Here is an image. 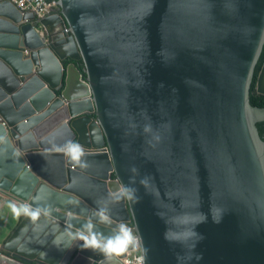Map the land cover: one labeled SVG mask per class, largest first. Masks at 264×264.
Instances as JSON below:
<instances>
[{
	"label": "water",
	"instance_id": "95a60500",
	"mask_svg": "<svg viewBox=\"0 0 264 264\" xmlns=\"http://www.w3.org/2000/svg\"><path fill=\"white\" fill-rule=\"evenodd\" d=\"M58 3L71 30L65 46L51 37L55 22L65 28L60 15L42 20L48 45L33 32L27 40L30 24L0 28L8 32L0 34V113L7 123L0 124V190L48 210L36 223L24 217L6 251L28 263L59 264L71 242L64 213L77 229L97 223L94 214L105 208L132 219L143 264H264V140L254 125L264 108L248 100L264 46V0ZM1 4L0 15L18 21L12 4ZM20 44L37 49L31 59L23 60ZM66 57L72 61L65 64ZM63 71V98L92 91L117 174L105 181L113 168L105 154L96 182L57 193L36 187L39 176L59 181L63 174L37 148L31 128L63 103L54 90ZM263 75L264 67L259 81ZM93 109L91 101L69 102L72 115ZM87 118L73 125L82 128ZM117 189L123 193L112 195ZM213 213H223L220 223ZM193 230L203 236L197 243Z\"/></svg>",
	"mask_w": 264,
	"mask_h": 264
},
{
	"label": "clouds",
	"instance_id": "9594fccd",
	"mask_svg": "<svg viewBox=\"0 0 264 264\" xmlns=\"http://www.w3.org/2000/svg\"><path fill=\"white\" fill-rule=\"evenodd\" d=\"M43 1L47 4H50L51 6L46 12L40 14L36 11L22 8L12 0H1L0 5H2V2H10L12 4V10H16L17 14L19 15V19L18 21H14L9 17L0 15V28H6L8 24H12L19 27L21 30L23 25L30 24L32 28L27 35V40H32L33 37L30 32H33L39 37L41 41H43L44 44L48 45L50 34L47 26L42 22V20L53 15H60L65 21V28L63 29L59 22H55L52 27L53 30L51 37L56 45L62 44L65 46L66 43L63 41V39L67 37V34L71 30L66 18L62 13V9L59 7L58 0ZM0 34H8V32L0 30ZM20 39L21 43L24 39L22 31H20ZM21 47H24L22 50L23 60L31 59V52H36L37 50L31 49L27 46ZM262 51L263 48L261 49L255 64L258 63ZM62 60L65 62V64L72 61L69 57H66ZM75 62L77 63L76 67L81 72V80H85V60L82 61L79 59V61ZM263 67L264 61L257 74L255 84L256 92L262 95H264V92L259 91V87L261 90H264V75L261 81H259V78ZM254 72L255 68L254 71H252L248 91V100L252 108H259L254 106L250 100V87ZM65 78L66 72L63 71L60 86L57 89H54L56 97L61 98L63 103H58L55 105L51 114L41 119L37 124L34 125L33 128H31L33 132L34 128H37L36 132H34V141L36 142L37 148L50 153L52 158L57 161L63 174V177L59 181H51L49 179H43L41 176H39L40 179L36 187L40 184H46L49 187L55 189L57 193L64 192L72 186L86 185L88 180L96 182L98 174L95 170L99 166V161H102L103 164H106L105 154H108L113 166V168L109 170V176L107 179H105V181L115 180L117 174L109 143L107 141L102 123L98 117V114L96 113L97 105L94 95H92V91L87 88H80L79 91H72L69 93L71 102L82 105L91 101L94 107V109L91 111H83L72 115L69 110L70 101L61 96L65 87ZM11 94L12 93H9L8 96ZM81 117L89 118L85 119L84 127L77 128L73 125V120ZM42 120L45 121V124L47 125L42 130H40V127L38 129V125ZM262 120H264V117L259 119L254 125L257 129L260 139L264 140L259 134L257 125L258 122ZM0 124L2 126H7L5 118L1 115V113ZM145 131H150V128L146 127ZM0 142H3V137H0ZM87 165H89V169L84 170L83 168H86ZM79 175L82 176L81 181H77L76 179V177ZM122 193V189L111 191V194L114 196H118V194L120 195ZM0 195L2 196V201H0V220H2V222H0V264H34L33 262L28 263L24 260H21V262L20 260L15 259L11 253L6 251V249L3 247V244L10 233L21 223L24 217L28 218L32 223H36L40 220L42 215L47 214L48 210L46 208H42L39 205L34 206L32 203H29L28 199L12 195L1 190ZM64 214L66 216L64 224L68 226L65 229V232L70 238L71 242L68 243L67 255L62 257V260L59 261V264H117L118 262L121 264V258L132 249L139 247L140 252L142 253L131 218L128 220H120L117 219L115 215H109L105 208H100L94 214V219L97 221V223L88 221L83 223L80 228L74 229L73 227L71 228L72 223L67 222V216L69 213ZM85 218L82 220H85ZM222 218L223 213L219 216V218L215 213L212 214V219L215 223H220ZM206 221L207 216L205 215L204 218L198 223H203ZM98 224L103 225L102 230H100ZM193 234L198 237L196 243L203 239V236L194 230ZM196 243L193 245V250L196 247ZM73 247H77V249L74 251ZM79 257H82V259H79ZM193 257L196 260H200L202 258L201 255L196 254L194 251ZM12 259H15L17 262L12 263Z\"/></svg>",
	"mask_w": 264,
	"mask_h": 264
},
{
	"label": "built area",
	"instance_id": "2783aa9c",
	"mask_svg": "<svg viewBox=\"0 0 264 264\" xmlns=\"http://www.w3.org/2000/svg\"><path fill=\"white\" fill-rule=\"evenodd\" d=\"M1 1V0H0ZM20 7L36 11L40 14L46 12L50 8V4L43 0H12ZM121 264H143V255L139 247L132 249L121 258Z\"/></svg>",
	"mask_w": 264,
	"mask_h": 264
},
{
	"label": "trees",
	"instance_id": "16d2710c",
	"mask_svg": "<svg viewBox=\"0 0 264 264\" xmlns=\"http://www.w3.org/2000/svg\"><path fill=\"white\" fill-rule=\"evenodd\" d=\"M263 61H264V47H263L261 56L259 58V61L255 66V72H254L253 80H252L251 87H250L251 103L254 106L259 107V108H264V95L258 94L256 92L255 84H256L257 74L262 66ZM257 125H258L259 134L264 139V120L258 122Z\"/></svg>",
	"mask_w": 264,
	"mask_h": 264
},
{
	"label": "crops",
	"instance_id": "0c3cea01",
	"mask_svg": "<svg viewBox=\"0 0 264 264\" xmlns=\"http://www.w3.org/2000/svg\"><path fill=\"white\" fill-rule=\"evenodd\" d=\"M46 125H47V124H45V121L42 120V121L39 123V125H38V129H39V127H40V130H42Z\"/></svg>",
	"mask_w": 264,
	"mask_h": 264
},
{
	"label": "rangeland",
	"instance_id": "374dc122",
	"mask_svg": "<svg viewBox=\"0 0 264 264\" xmlns=\"http://www.w3.org/2000/svg\"><path fill=\"white\" fill-rule=\"evenodd\" d=\"M0 201H2V196L1 195H0ZM0 222H2V220H0ZM11 261H12V263H16L17 262L15 259H12Z\"/></svg>",
	"mask_w": 264,
	"mask_h": 264
},
{
	"label": "flooded vegetation",
	"instance_id": "af4514ba",
	"mask_svg": "<svg viewBox=\"0 0 264 264\" xmlns=\"http://www.w3.org/2000/svg\"><path fill=\"white\" fill-rule=\"evenodd\" d=\"M141 50L143 49V48H140ZM19 79V78H18Z\"/></svg>",
	"mask_w": 264,
	"mask_h": 264
}]
</instances>
